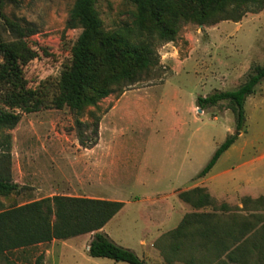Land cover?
Instances as JSON below:
<instances>
[{
	"label": "rangeland",
	"instance_id": "rangeland-1",
	"mask_svg": "<svg viewBox=\"0 0 264 264\" xmlns=\"http://www.w3.org/2000/svg\"><path fill=\"white\" fill-rule=\"evenodd\" d=\"M74 1L6 0L0 8V39L17 56L23 77L21 86H14L0 72V108L20 114L18 125L5 132L12 137V178L21 186L18 192H0V209L53 196L123 201L101 232L152 264H187L172 252L181 240L168 234L186 215L205 212L212 216L210 225L237 230L241 216L256 212L254 204L242 210V197L250 196L263 198L257 212L264 221V80L245 101L242 130L236 129L229 101L197 106L199 96L235 89L254 66L264 64V10L240 21L178 17L168 23L172 39L160 37L149 23L157 65L123 93L99 98L77 116L61 102L60 87L83 30L66 26ZM93 9L103 29L115 30L134 20L137 5L96 0ZM6 94L24 96L27 106L5 100ZM76 116L87 123L100 117L91 148L79 142ZM85 134L93 138L92 127L86 126ZM233 134L235 143L197 178ZM196 186L210 192L215 207L196 208L179 198L180 191ZM221 204L231 209L221 211ZM256 230L242 245L264 250V228ZM93 237L91 232L9 250L0 264H128L90 256ZM249 264H264V256L254 255Z\"/></svg>",
	"mask_w": 264,
	"mask_h": 264
},
{
	"label": "trees",
	"instance_id": "trees-1",
	"mask_svg": "<svg viewBox=\"0 0 264 264\" xmlns=\"http://www.w3.org/2000/svg\"><path fill=\"white\" fill-rule=\"evenodd\" d=\"M95 1L75 0L66 23L67 28L79 25L83 28L71 70L62 75L60 83L61 102L77 116L99 98L117 91L123 93L126 86L142 80V73L157 65L149 41V23H153L160 31V37L172 39L173 32L168 23L178 17H194L199 23L208 19L240 21L248 13L264 10V0H126L137 5V12L132 13L134 20L115 30H105L93 9ZM5 2L0 0V8ZM0 57V72L13 81L14 86H21L23 77L18 58L4 47L1 39ZM118 68H121L120 72ZM263 80L264 64L256 65L237 88L199 96L197 106L205 109L220 101H229L235 114L236 129L242 130L246 122L245 101ZM3 98L13 101L12 104L15 102L27 106L26 98L22 95L6 94ZM77 116L75 121L79 142L83 147L91 148L98 141L100 117L87 123ZM19 121L20 114L0 108V192H18L21 189L20 184L12 178V137L5 132L14 129ZM86 126L92 127L93 138L86 136ZM236 139L237 134L226 137L198 172L197 178L205 177ZM178 195L182 201L196 208L215 207V200L204 187L196 186L180 191ZM262 200L242 197V210L246 211L250 204H254L256 212L241 216L237 230L227 231L217 223L210 225L208 218L212 216L205 212L186 215L168 233L181 240L172 247L173 254L187 264H208L212 261L249 264L254 255L263 259V248L249 249L242 245L248 240L249 231L254 230L258 234L256 229L264 228L263 215L257 212ZM124 205L119 200L53 196L6 210L0 209V256L9 250L93 232L94 237L88 244L90 256L106 257L128 264H152L139 257L134 250L116 243L101 232ZM230 209L226 204L219 207L221 211ZM193 216L199 218L194 220Z\"/></svg>",
	"mask_w": 264,
	"mask_h": 264
},
{
	"label": "crops",
	"instance_id": "crops-1",
	"mask_svg": "<svg viewBox=\"0 0 264 264\" xmlns=\"http://www.w3.org/2000/svg\"><path fill=\"white\" fill-rule=\"evenodd\" d=\"M263 160H264V151H263ZM263 174H264V166H263ZM87 249H88V247H87Z\"/></svg>",
	"mask_w": 264,
	"mask_h": 264
},
{
	"label": "water",
	"instance_id": "water-1",
	"mask_svg": "<svg viewBox=\"0 0 264 264\" xmlns=\"http://www.w3.org/2000/svg\"><path fill=\"white\" fill-rule=\"evenodd\" d=\"M198 111H199V112H201V111H202V109H201V108H199V109H198Z\"/></svg>",
	"mask_w": 264,
	"mask_h": 264
}]
</instances>
